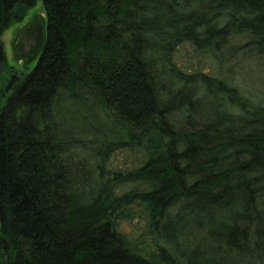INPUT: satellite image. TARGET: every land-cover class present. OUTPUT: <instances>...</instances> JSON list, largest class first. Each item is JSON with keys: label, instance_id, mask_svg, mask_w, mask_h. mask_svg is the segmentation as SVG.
<instances>
[{"label": "trees", "instance_id": "trees-1", "mask_svg": "<svg viewBox=\"0 0 264 264\" xmlns=\"http://www.w3.org/2000/svg\"><path fill=\"white\" fill-rule=\"evenodd\" d=\"M36 3L0 0V71ZM43 5L36 66L0 86V264H264V96L245 71L264 72V0Z\"/></svg>", "mask_w": 264, "mask_h": 264}, {"label": "rangeland", "instance_id": "rangeland-1", "mask_svg": "<svg viewBox=\"0 0 264 264\" xmlns=\"http://www.w3.org/2000/svg\"><path fill=\"white\" fill-rule=\"evenodd\" d=\"M43 15L45 17V9L43 5V0H37L35 6H33L27 13L25 20L21 23L13 24L8 30H6L2 36V42L4 45V50L7 56L8 68L0 71V86H5L9 82V78L12 74H15L18 77H23L30 73L37 64L38 58H34L30 62L20 61L16 56L15 51V42L16 35L18 31L24 27L28 22H31L36 16ZM248 71V79L249 85L252 87L250 90L251 93L260 92L264 96V72L260 71L254 72L253 69L246 67L245 71ZM245 85V84H244ZM79 122H82L81 119ZM108 130L114 129V125L106 124ZM87 147H91L92 145L87 143ZM84 146V144H82ZM97 146V145H96ZM95 147V146H94ZM77 146L76 151L78 152ZM88 151L85 154L86 158H90V164L95 162V159L92 155V150L87 149ZM129 152H119L117 155L109 156L107 160L111 161L109 163V168L115 167L116 169L122 168L126 163H129L132 159ZM83 156V155H82ZM128 159V160H127ZM0 260H6V257L0 253Z\"/></svg>", "mask_w": 264, "mask_h": 264}, {"label": "water", "instance_id": "water-1", "mask_svg": "<svg viewBox=\"0 0 264 264\" xmlns=\"http://www.w3.org/2000/svg\"><path fill=\"white\" fill-rule=\"evenodd\" d=\"M46 31V19L43 15L36 16L18 31L15 51L20 61L30 62L42 53L46 43Z\"/></svg>", "mask_w": 264, "mask_h": 264}]
</instances>
